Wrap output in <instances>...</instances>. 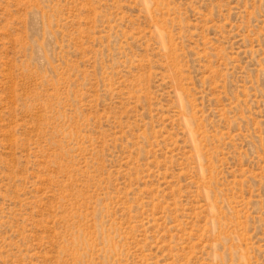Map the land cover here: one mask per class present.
Masks as SVG:
<instances>
[{"label":"rangeland","instance_id":"1","mask_svg":"<svg viewBox=\"0 0 264 264\" xmlns=\"http://www.w3.org/2000/svg\"><path fill=\"white\" fill-rule=\"evenodd\" d=\"M0 264H264V0H0Z\"/></svg>","mask_w":264,"mask_h":264}]
</instances>
